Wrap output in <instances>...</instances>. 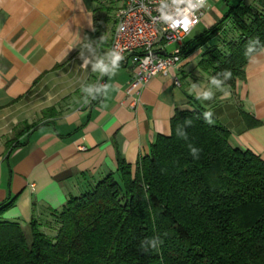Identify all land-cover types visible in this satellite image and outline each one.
Wrapping results in <instances>:
<instances>
[{
    "label": "crops",
    "instance_id": "obj_1",
    "mask_svg": "<svg viewBox=\"0 0 264 264\" xmlns=\"http://www.w3.org/2000/svg\"><path fill=\"white\" fill-rule=\"evenodd\" d=\"M119 4L0 0V203L14 198L0 219L17 221L24 229L33 215L50 220V209H59L69 195H79L104 175L116 173L117 152L134 171L156 136L170 134L174 113L195 103L213 112V119L229 130L233 145L264 161V58L260 63L247 60L243 78L228 86V99L216 92L211 101L198 100L191 92L193 83L204 88L210 79L197 66L200 55L193 58L195 63L192 53L183 55L177 67L151 77L137 93L126 91L130 65H120L111 79L81 69L78 53L85 36L99 43L101 52L109 51ZM226 10L225 0H208L200 22L211 27ZM174 76L179 85L173 84ZM99 79L113 87L106 96L84 104L82 84ZM49 106L58 113L43 117L42 110ZM240 110L260 124L248 128ZM23 122L40 126L20 136L18 146L7 147Z\"/></svg>",
    "mask_w": 264,
    "mask_h": 264
},
{
    "label": "trees",
    "instance_id": "obj_2",
    "mask_svg": "<svg viewBox=\"0 0 264 264\" xmlns=\"http://www.w3.org/2000/svg\"><path fill=\"white\" fill-rule=\"evenodd\" d=\"M227 10L204 33L185 43L200 52L197 66L210 78L228 69L234 87L244 76L245 46L264 43V0L251 4L225 0ZM197 103L176 111L169 135L158 134L134 171L117 152L116 173L69 195L50 220L32 216L30 239L17 221L0 219V264H264V161L229 139V130ZM53 117L55 106L42 110ZM248 128L260 121L239 111ZM190 120L191 125L185 126ZM7 147L38 123H21ZM184 127L187 140L177 137ZM189 144L200 149L194 159ZM12 145V146H11ZM0 203V215L13 204ZM159 235V252H143L141 242Z\"/></svg>",
    "mask_w": 264,
    "mask_h": 264
},
{
    "label": "built area",
    "instance_id": "obj_3",
    "mask_svg": "<svg viewBox=\"0 0 264 264\" xmlns=\"http://www.w3.org/2000/svg\"><path fill=\"white\" fill-rule=\"evenodd\" d=\"M119 1L114 12L109 51L113 48L123 50L125 59L121 65H130L133 69L126 91L137 93L151 77L180 64L183 39L200 22L204 7L192 17L177 16L169 24L159 19L160 0ZM170 44L176 46L168 53L166 46ZM97 83L102 84L100 79ZM173 84H180L178 76L173 77Z\"/></svg>",
    "mask_w": 264,
    "mask_h": 264
},
{
    "label": "clouds",
    "instance_id": "obj_4",
    "mask_svg": "<svg viewBox=\"0 0 264 264\" xmlns=\"http://www.w3.org/2000/svg\"><path fill=\"white\" fill-rule=\"evenodd\" d=\"M83 0H77L79 5H82ZM207 0H160V21L164 23H171L177 16L180 17H192L195 12L202 7H205ZM184 5V7H181ZM82 8V7H81ZM195 21H193L194 23ZM102 40V38H100ZM244 56L249 63H260L261 58H264V43H262L259 37H255L248 41L245 46ZM78 58L81 61V69L87 71L89 68L92 73H100L101 78L107 76L109 79L114 77L118 72L121 62L125 59L123 50H117L113 48L107 52H101L99 43L89 39L87 36L84 38V43L78 53ZM232 72L225 69L221 72H217L208 81V86L201 88L197 83L191 85V92L195 94L196 99L202 101H211L216 95V92H220L221 99H228L231 96V91L226 82L232 78ZM113 86L108 83H92L82 84L81 92L83 94L84 104L90 103L92 100H96L100 96H106ZM203 119L211 124L213 123V112L205 111ZM191 121L186 120L185 126H190ZM176 135L179 138L187 140V132L184 127H177ZM189 151L194 159L199 158L200 149L189 144ZM162 239L159 235H155L150 238H146L141 242V250L143 252H159Z\"/></svg>",
    "mask_w": 264,
    "mask_h": 264
},
{
    "label": "rangeland",
    "instance_id": "obj_5",
    "mask_svg": "<svg viewBox=\"0 0 264 264\" xmlns=\"http://www.w3.org/2000/svg\"><path fill=\"white\" fill-rule=\"evenodd\" d=\"M209 27H207V24L204 20H201V22L199 24H197L193 29L192 31L190 32V34L188 36H186L184 39H183V42L184 45L185 43H188L191 39H193L194 37H197L199 36L200 34L204 33ZM218 37H214L213 39H211V41H209L210 43H207V45H203L202 47L198 48L197 50L193 51L192 52V55L190 56V59L191 60H194L193 58H196L198 55H200L198 53V51H202L203 49H206V47L211 44L212 42L214 43V41L217 39ZM176 46V44H170L168 46H166V51L168 53H170L172 51V49ZM197 60H194L193 62L196 63ZM190 66V65H189ZM196 67V66H195ZM197 75V74H196ZM22 126H18L16 131L21 129ZM24 233H25V236L30 239V233H29V228H25L24 229Z\"/></svg>",
    "mask_w": 264,
    "mask_h": 264
},
{
    "label": "water",
    "instance_id": "obj_6",
    "mask_svg": "<svg viewBox=\"0 0 264 264\" xmlns=\"http://www.w3.org/2000/svg\"><path fill=\"white\" fill-rule=\"evenodd\" d=\"M160 53H161V54H164V52H163V51H160Z\"/></svg>",
    "mask_w": 264,
    "mask_h": 264
}]
</instances>
